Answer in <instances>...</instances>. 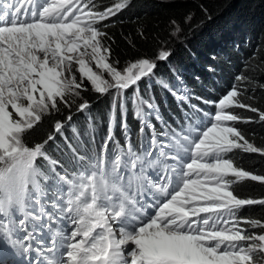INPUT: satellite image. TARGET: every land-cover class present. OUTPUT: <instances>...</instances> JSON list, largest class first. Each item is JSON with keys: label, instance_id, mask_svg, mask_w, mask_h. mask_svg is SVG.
<instances>
[{"label": "snow or ice", "instance_id": "snow-or-ice-1", "mask_svg": "<svg viewBox=\"0 0 264 264\" xmlns=\"http://www.w3.org/2000/svg\"><path fill=\"white\" fill-rule=\"evenodd\" d=\"M129 5L0 0V264H258L255 254H264V219L244 215L264 208V198L235 188L264 185V174L232 158L237 150L264 157V146L238 127L264 123V109L245 102L248 77L238 75L240 84L216 99L185 89L181 116L165 121L140 87L170 59L167 44L121 67L106 43L107 21ZM172 25L179 39L183 29ZM156 83L177 95L166 80ZM85 93L111 97L99 143L105 116L92 114ZM65 109L46 139L29 142L31 131ZM130 111L139 123L135 141ZM74 114L85 116L83 132ZM69 126L79 143L90 136L92 145L81 152L68 143L71 168L48 154L57 137L68 141Z\"/></svg>", "mask_w": 264, "mask_h": 264}, {"label": "trees", "instance_id": "trees-1", "mask_svg": "<svg viewBox=\"0 0 264 264\" xmlns=\"http://www.w3.org/2000/svg\"><path fill=\"white\" fill-rule=\"evenodd\" d=\"M99 3L102 10L111 6L114 0H99ZM189 16L190 21L186 19ZM173 21L183 29L179 39L171 35ZM107 23L109 26L103 30L112 39L106 43L111 46L113 58L120 62L121 67L141 56H153L163 44L171 50L170 59L159 64L151 84L144 81L140 87L145 99L154 100L165 121L175 124L181 116L180 110L186 105L178 97L184 94L185 89L195 96L216 99L234 84H240L236 80L238 75L248 77V81L241 85L247 89L246 97H251L245 102L264 109V87H261L264 85V0H130L129 7ZM157 79L166 80L176 89L177 95L163 89L156 83ZM84 95L93 105L92 114L105 116L111 97L98 98L94 93ZM236 111L258 121L255 113L246 109ZM67 115L68 110L65 109L63 116L46 118L29 133V142H42L52 130L54 121ZM127 121L129 128L136 124L131 111ZM73 123L81 132L87 127L83 114H74ZM238 127L257 146H264V123H241ZM118 132L119 127L116 128ZM97 133L96 141L99 143L106 134V116L103 124L97 122ZM65 135L68 141L57 137L50 142L48 154L65 167H71L72 153L68 143L83 152L82 149L92 147L91 137L82 136L81 139L88 143H79L71 126L66 128ZM232 158L244 170L264 174V157L258 153L237 150ZM41 165L45 169L48 167L46 161H41ZM235 188L241 197L264 198V185L258 182H241ZM244 215L264 219V208L253 206ZM256 258L258 263L263 260L261 254H256Z\"/></svg>", "mask_w": 264, "mask_h": 264}, {"label": "rangeland", "instance_id": "rangeland-1", "mask_svg": "<svg viewBox=\"0 0 264 264\" xmlns=\"http://www.w3.org/2000/svg\"><path fill=\"white\" fill-rule=\"evenodd\" d=\"M175 38V37H174ZM168 47V46H167ZM154 80V79H153ZM220 97L219 95H217V98ZM257 254H260V253H257ZM256 255V254H255ZM261 256L263 257V260L261 261V263H258V264H264V254H261Z\"/></svg>", "mask_w": 264, "mask_h": 264}]
</instances>
